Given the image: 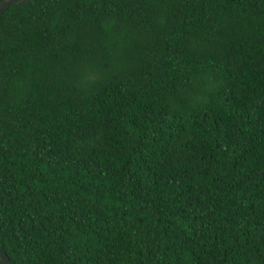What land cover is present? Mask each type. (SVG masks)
<instances>
[{"label": "trees", "instance_id": "1", "mask_svg": "<svg viewBox=\"0 0 264 264\" xmlns=\"http://www.w3.org/2000/svg\"><path fill=\"white\" fill-rule=\"evenodd\" d=\"M0 248L10 264H264V0L9 5Z\"/></svg>", "mask_w": 264, "mask_h": 264}, {"label": "water", "instance_id": "2", "mask_svg": "<svg viewBox=\"0 0 264 264\" xmlns=\"http://www.w3.org/2000/svg\"><path fill=\"white\" fill-rule=\"evenodd\" d=\"M20 1H27V0H1L0 1V16L3 11L12 3L20 2ZM0 264H10L9 258L7 257L6 253L0 248Z\"/></svg>", "mask_w": 264, "mask_h": 264}]
</instances>
